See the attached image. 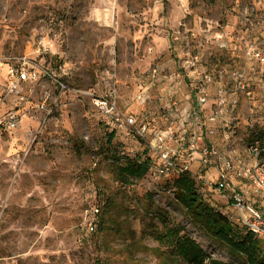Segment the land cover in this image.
<instances>
[{
    "label": "rangeland",
    "instance_id": "374dc122",
    "mask_svg": "<svg viewBox=\"0 0 264 264\" xmlns=\"http://www.w3.org/2000/svg\"><path fill=\"white\" fill-rule=\"evenodd\" d=\"M22 68L36 77L18 80ZM43 70L71 88L115 89L119 107L136 113L154 112L171 86L185 113L196 73L264 89V0H0V116H19L0 128V264H166L147 235L161 227L155 207L213 257L239 264L191 223L163 178L118 183L108 155L133 157L144 144L125 130L109 139L85 96Z\"/></svg>",
    "mask_w": 264,
    "mask_h": 264
},
{
    "label": "built area",
    "instance_id": "2783aa9c",
    "mask_svg": "<svg viewBox=\"0 0 264 264\" xmlns=\"http://www.w3.org/2000/svg\"><path fill=\"white\" fill-rule=\"evenodd\" d=\"M16 74L18 80H26L35 78L37 71L22 68ZM41 75L54 79L60 90L84 95L111 132L125 130L136 136L150 152L148 173L163 179L189 173L201 193L209 191L222 199V211L231 221L264 241V89L255 91L239 77L227 88L221 74L196 73L188 83L185 113L179 108L177 86L158 96L154 112L136 113L119 107L115 89L97 93L71 88L45 70ZM215 80L217 87L211 91L208 85ZM135 98L141 105L148 97L140 92ZM256 98L260 106L252 103ZM18 117L15 111L1 115L0 128L14 129ZM88 226L93 229L91 223Z\"/></svg>",
    "mask_w": 264,
    "mask_h": 264
},
{
    "label": "trees",
    "instance_id": "16d2710c",
    "mask_svg": "<svg viewBox=\"0 0 264 264\" xmlns=\"http://www.w3.org/2000/svg\"><path fill=\"white\" fill-rule=\"evenodd\" d=\"M112 136L113 132L109 133V139ZM108 158L114 166L115 180L122 185L143 178L149 171L151 160L146 147L133 157L111 153ZM163 181L164 190H171L173 198L185 210L191 223L205 236L225 247L239 264H264V241L231 221L222 210L210 203L189 173L175 174ZM150 212L161 227L155 225L147 231V235L152 236L163 250L166 264H230L213 257L182 224L173 222L164 209L155 207Z\"/></svg>",
    "mask_w": 264,
    "mask_h": 264
}]
</instances>
